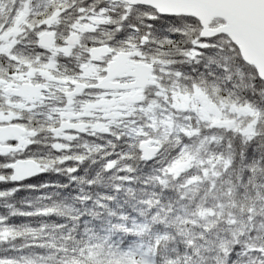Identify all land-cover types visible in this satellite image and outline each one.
Returning a JSON list of instances; mask_svg holds the SVG:
<instances>
[{
  "label": "snow or ice",
  "instance_id": "obj_1",
  "mask_svg": "<svg viewBox=\"0 0 264 264\" xmlns=\"http://www.w3.org/2000/svg\"><path fill=\"white\" fill-rule=\"evenodd\" d=\"M0 264H264V0H0Z\"/></svg>",
  "mask_w": 264,
  "mask_h": 264
}]
</instances>
